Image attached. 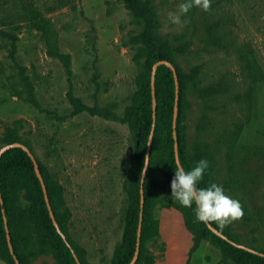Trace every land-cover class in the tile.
<instances>
[{
	"label": "rangeland",
	"instance_id": "rangeland-1",
	"mask_svg": "<svg viewBox=\"0 0 264 264\" xmlns=\"http://www.w3.org/2000/svg\"><path fill=\"white\" fill-rule=\"evenodd\" d=\"M143 1L155 20V44L184 83L183 142L208 161V182L243 210L229 223L210 225L264 252V0H210L207 10L194 5L185 13L181 0ZM27 8L39 11L45 32ZM142 29L124 0H0V150L23 145L54 180L66 235L87 264H110L121 240L136 138L127 123L74 114L67 93L122 116L148 64L149 48L136 40ZM167 157L157 142L154 160L147 159L152 233L140 240L132 264H242L182 225L169 194L172 175L162 168ZM12 211L27 219L22 264H65L41 243L39 198L22 189Z\"/></svg>",
	"mask_w": 264,
	"mask_h": 264
},
{
	"label": "trees",
	"instance_id": "trees-1",
	"mask_svg": "<svg viewBox=\"0 0 264 264\" xmlns=\"http://www.w3.org/2000/svg\"><path fill=\"white\" fill-rule=\"evenodd\" d=\"M124 1L134 15L142 18L143 29L139 37H136V40L146 44L149 48L148 64L145 67V71L138 74L136 77L137 89L132 95L130 103L126 107L124 114L122 116H117L114 113L97 111L95 107L84 105L78 98L73 97L69 92L67 93L68 100L73 106L74 114L85 111L90 115H99L104 119L112 118L113 120L131 125L135 133L136 144L130 168L132 179L130 210L121 240L119 244L115 246L110 264H129L134 253L136 230L139 218L140 178L144 167L147 143L153 123L150 65L161 59L167 60L165 58V54L155 44L153 38L152 31L155 25V20H153L149 14L145 12V10L150 9L149 2L143 0ZM22 9H24V6ZM26 11L32 15L33 19H39L42 29L45 32L48 28V24L43 20L39 11L34 8H27ZM37 26L40 28L39 25ZM176 74L178 83V110L174 127L176 135L175 141L177 143V153L180 166L188 169L194 165L195 161L199 160L200 157L188 151L183 142V125L181 124L180 113L184 83L177 71ZM154 99L156 107L155 122L152 133L153 140L149 148L148 158L150 162L154 160L157 142H160L168 155L167 159L163 160L165 162L162 165V168L166 171L169 170V175L171 173L173 176L174 170L177 166L174 160V139L172 137L174 82L172 72L166 65H159L155 71ZM132 116H134L133 121L131 119ZM41 176L44 181L49 204L60 233L56 230V227L53 225L49 217L40 183L35 176L32 161L26 151L20 145L8 146L1 151L0 199L2 200V204H0V259L8 264H15L13 259V256H15L18 264H22L19 246H26L29 240V237L25 232L27 219L25 215L21 213H14L12 208L17 194L23 189L27 192L28 197L31 200L39 198V210L41 212L42 219V245L44 247L51 248L53 251L55 250L57 255L60 256L65 264H76L75 258L79 260L80 264H87L84 256V250L66 235L65 219H63L57 212L55 198L60 195L57 185L50 176L46 175L45 177L43 173H41ZM172 176L170 177V180ZM207 183L208 180L205 170L200 181H198V186H206ZM149 194L150 192L147 188V179L144 178L140 240L142 237L152 233L149 227V222L146 218L150 203ZM175 206L182 214V225L196 237V240H206L210 244L218 247L222 255L228 256L242 264H264V256L261 255L264 254V252L247 248L238 243L230 235H224L221 231H213L206 224V222H208L214 226L212 220L205 222L197 220L194 216L192 206L184 207L176 200ZM2 210L8 227L12 253L9 252L6 242ZM61 233L65 235L64 238L61 237Z\"/></svg>",
	"mask_w": 264,
	"mask_h": 264
},
{
	"label": "clouds",
	"instance_id": "clouds-1",
	"mask_svg": "<svg viewBox=\"0 0 264 264\" xmlns=\"http://www.w3.org/2000/svg\"><path fill=\"white\" fill-rule=\"evenodd\" d=\"M209 2L210 0H181L178 8L180 13L187 12L194 5L207 10ZM170 19L173 23L180 20L176 14H170ZM207 168L208 161L205 158L195 161L188 169L177 165L170 180V197L184 207L192 206L197 220H215L222 226L240 217L243 210L239 200L226 194L223 187L216 182L198 186V181Z\"/></svg>",
	"mask_w": 264,
	"mask_h": 264
},
{
	"label": "water",
	"instance_id": "water-1",
	"mask_svg": "<svg viewBox=\"0 0 264 264\" xmlns=\"http://www.w3.org/2000/svg\"><path fill=\"white\" fill-rule=\"evenodd\" d=\"M159 65H166L172 72V77H173V82H174V104H173V114H172V127H173V131H172V137L174 139V144H173V150H174V160L176 165H180L179 160H178V153H177V143L175 141L176 139V135H175V131H174V127H175V119H176V115H177V110H178V83H177V74H176V70L175 68L165 59H161L156 61L151 69V73H150V86H151V96H152V118H153V123H152V130L150 132L149 135V139H148V143H147V151H146V155H145V162H144V167L143 170L141 172V178H140V202H139V218H138V225H137V230H136V241H135V249H134V253L132 256V259L130 261L129 264L134 263V261L137 258L138 255V250H139V243H140V230H141V221H142V208H143V181H144V170L146 167V163H147V159H148V153H149V148H150V141H151V137H152V133H153V127H154V122H155V99H154V75H155V71L157 69V67ZM16 145H20V144H14L11 146H16ZM28 154V156L30 157L32 164H33V169H34V173L35 176L37 177L40 186H41V190L43 193V197H44V201L48 210V214L49 217L53 223V225L56 227V230L60 233L58 227H57V223L55 221L53 212L51 210L50 204H49V200L46 194V187L44 184V181L42 179L41 173L39 171L38 168V164L35 160V158L33 157V155L31 154V152L24 147L23 145H20ZM8 147V146H7ZM6 147H4L3 149H5ZM0 150L1 151L3 150ZM0 204H2V200L0 199ZM2 218H3V225H4V230H5V237H6V242H7V246H8V250L10 253H12V246L10 243V238H9V232H8V227H7V223H6V219L2 210ZM207 226L212 229L213 231H215L212 226L210 225V223L206 222ZM61 237L64 238V236L61 234ZM262 256H264V254H261ZM14 259V263L18 264L17 259L15 258V256H13ZM76 264H80L79 260L77 258H75Z\"/></svg>",
	"mask_w": 264,
	"mask_h": 264
}]
</instances>
